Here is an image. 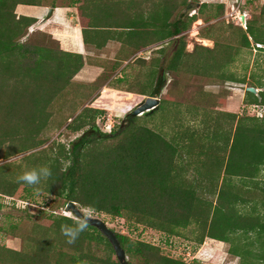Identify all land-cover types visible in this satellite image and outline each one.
I'll return each instance as SVG.
<instances>
[{"label":"trees","instance_id":"trees-1","mask_svg":"<svg viewBox=\"0 0 264 264\" xmlns=\"http://www.w3.org/2000/svg\"><path fill=\"white\" fill-rule=\"evenodd\" d=\"M199 2L72 0L69 7L77 8L87 50H101L111 41L120 44L112 67L117 70L126 62L116 86L127 92L159 96L167 74L182 71L264 88L260 78L229 71L243 51L264 52V2L258 15L247 18L246 27L225 19V3ZM18 4L48 6L44 0H0V196L15 198L20 187L19 198L27 202L40 192L51 194L64 205L73 201L82 209L185 236L197 244L207 237L227 242L240 264H264V183L259 179L264 169V89L256 95L245 88L243 113L209 106L188 110V117L198 123L187 126L181 103L160 98L153 111L128 114L119 128L102 132L96 121L103 110L87 106L77 113L75 98L98 89L74 83L86 63L84 53L63 49L52 34L51 45L23 41L38 19L18 15ZM199 18L206 23L200 37L214 45L196 44L187 51L185 33ZM72 40L79 49L78 35ZM166 41L177 46L171 58H153L144 70L146 60L136 55ZM129 68L136 69L133 76L126 72ZM163 103L171 104L179 118L177 125L170 123L174 127L169 134L157 129L152 117ZM251 106L263 114L247 111ZM53 126L92 132L86 130L66 144L50 141ZM40 167H48L51 175L39 184L18 179ZM3 205L0 202V208ZM48 218L49 225L33 221L27 230L17 223L2 226L20 237L24 247L0 244V264H120L97 227L88 223L69 244L61 228L75 226L80 219L56 212ZM113 230L129 264H187L164 254L159 245Z\"/></svg>","mask_w":264,"mask_h":264},{"label":"rangeland","instance_id":"rangeland-1","mask_svg":"<svg viewBox=\"0 0 264 264\" xmlns=\"http://www.w3.org/2000/svg\"><path fill=\"white\" fill-rule=\"evenodd\" d=\"M71 1L72 0H44V3L50 7H53L51 6L52 4L69 6ZM208 1L209 0H200L199 4ZM263 2L264 0H246L241 3V10L247 13L246 20L247 18L259 14ZM74 8V10H71V16H68L72 26H66L67 30L64 32L62 40V44L66 48L70 46L77 48V46L75 47L76 43L73 44L74 42L72 40H76V34L78 35V40L80 42L79 28L74 26L76 23L80 26L79 18L77 15V8ZM233 9L231 1H226L224 15L226 20H232L230 13L231 11H234ZM185 10L186 8L182 7V11ZM16 12L18 14L17 8ZM61 14L62 12L60 11L58 14L54 13L52 15V18L50 19H53L52 21L54 22H48L50 19L42 22L47 13L42 14L41 18H37L38 21L29 28L28 34L22 40L25 41L30 38V40L33 39L34 42L41 43L45 41L51 45L53 42H51L49 34L60 29L62 30L65 27L58 23L60 18H62ZM233 21L237 23L236 20L233 19ZM205 25L206 23L204 20L199 18L193 22L190 30L185 33L187 51H192L196 44H202L205 46L214 45L213 41L201 38L199 35L200 29ZM105 33H107V31H105ZM52 35L55 37L54 34ZM88 35L90 37L92 36V33L88 32ZM59 43L63 48L61 39L59 40ZM120 47L121 46L118 42L111 41L101 50L86 49L85 51L83 49V51H85L83 53L86 63L80 72L74 77V83L76 84L96 85L98 88L94 93L89 94L86 97L81 95L80 97L77 96L75 99L77 102L79 101L77 113L87 106L103 110V113L98 116L96 121L99 130L102 132H111L113 129L119 128V126L125 122L126 116L128 114H133L137 107L148 97L127 92L125 91L126 87L121 88V85L116 86V79L121 77L125 72V70L121 72L120 69L126 65L125 62L117 70H114L112 67L116 61V55ZM160 47L164 49V52L161 54L156 52ZM176 47L177 46L173 42L166 41L159 46H150L140 51L136 56H141L146 60V63L143 65L145 70L151 66L153 58L162 57L163 60L168 61L175 52ZM140 67L142 66L137 65L135 68L137 69ZM135 68H129L126 72L133 76L136 73ZM229 71L235 72L238 76L246 75V78L248 79L254 77L260 78L264 81V52H260L256 49H253L252 51H243L238 59L229 66ZM167 76V84L158 97L171 104L181 103V109L184 111L183 114L187 117L190 116L188 115L190 113L188 110L202 106L213 107L216 110L235 111L236 113H243L244 110L247 109L243 102L245 88L247 87L244 83H237L235 81L222 82L217 79L195 75L186 71H182L178 74H167ZM262 89L264 88H261V90ZM171 104L168 106L163 103L159 109L152 113L155 127L165 133L168 132V134L174 127H171V125H177L179 121V118L176 115V110H172L173 107H170ZM247 111L252 114L258 113L259 116L264 113H262L261 108L258 106H251ZM143 113L145 112H140L138 115H142ZM183 114L181 112V116ZM187 119L188 120L183 122L186 126L189 124L196 125V123H198L194 117H188ZM170 123L172 124L170 125ZM86 130L92 132L90 128H86L80 132L74 133L65 129V126L62 128L53 126L48 131V137L51 138L50 141L56 139L67 144L69 141L83 134V132H86ZM46 146L47 144L44 147ZM22 156L23 155L16 156L12 160L20 159ZM0 162L3 163L1 160ZM259 179L264 183V169L260 174ZM22 193V187H20L15 198L0 196V202L4 203L2 208H0V244L17 249L24 247L22 239L8 234L1 228L2 226L6 227L10 223H17L21 225L23 230H27L33 221L49 225L51 220L48 218V214L51 212L73 216L72 213L65 212L66 205L63 204L62 198L40 192L34 197V199L27 202L19 198ZM13 203L15 204V207H12ZM244 208H246V210L251 209L249 205H244ZM82 210L87 215L101 218L112 229L127 234L133 239L159 245L164 254L183 258L187 264H240V258L233 256L229 252L231 247L230 243L219 242L218 240L208 239L207 237L204 243L197 244L195 241H191L185 236L168 235L143 224H138L124 218L112 217L105 213H98L88 208H83Z\"/></svg>","mask_w":264,"mask_h":264},{"label":"water","instance_id":"water-1","mask_svg":"<svg viewBox=\"0 0 264 264\" xmlns=\"http://www.w3.org/2000/svg\"><path fill=\"white\" fill-rule=\"evenodd\" d=\"M54 14V7H50L47 11V15L42 20L46 21L50 18H52V15ZM242 20H246V16L242 15ZM246 90L251 91L252 93L259 95V91L261 90L258 87L255 86H248L246 87ZM160 104V97L158 96H148L143 103H141L137 109L133 112V115H138L140 112H151L154 109L157 108V106ZM65 212L72 213L73 216L77 219H82L83 217H87V221L89 224L97 227L102 234L108 238L110 243L113 246V249L115 250L116 257L120 264H129V261L127 259L126 251L122 247L121 242L119 238L117 237L114 230L108 226V224L98 217H92L90 215H87L84 213V211L77 205V203L73 201H69L66 204Z\"/></svg>","mask_w":264,"mask_h":264},{"label":"crops","instance_id":"crops-1","mask_svg":"<svg viewBox=\"0 0 264 264\" xmlns=\"http://www.w3.org/2000/svg\"><path fill=\"white\" fill-rule=\"evenodd\" d=\"M50 6H43V5H27V4H18L17 5V9H18V14H22V15H30V16H34L38 19L41 18V15L42 14H46L47 11H48V8ZM75 8L74 7H69V6H57V7H54V13L55 14H58L60 11L62 12L61 14V17L60 18V21L58 22L59 25H63L65 26L62 30H57V31H54L56 33H52L54 34L55 38H57L58 40L61 39V44H62V40H63V36H64V32L67 30V27H71L72 25L70 24V21L68 19V16L70 15L71 16V10H74ZM53 19H50L48 22H54L52 21ZM67 26V27H66ZM74 26L78 27L79 28V35H80V47L79 49L77 48H74L72 46L70 47H65L63 44V48L66 49V50H70V51H78V52H85L86 51V48L84 46V43H83V39H82V32H81V28L80 26L76 23ZM58 36H57V35ZM83 49L85 51H83ZM231 112H235V111H231ZM208 239H211V238H208ZM212 240H215V239H212ZM221 242V241H219ZM17 249V248H15Z\"/></svg>","mask_w":264,"mask_h":264},{"label":"clouds","instance_id":"clouds-1","mask_svg":"<svg viewBox=\"0 0 264 264\" xmlns=\"http://www.w3.org/2000/svg\"><path fill=\"white\" fill-rule=\"evenodd\" d=\"M51 175L48 167H40L24 172L18 179L25 182L27 185L39 184L42 179ZM88 227L87 217H83L75 223V226H62L61 231L67 237V243L72 244L75 242L81 232Z\"/></svg>","mask_w":264,"mask_h":264},{"label":"built area","instance_id":"built-area-1","mask_svg":"<svg viewBox=\"0 0 264 264\" xmlns=\"http://www.w3.org/2000/svg\"><path fill=\"white\" fill-rule=\"evenodd\" d=\"M210 1H212V2H219L220 1V2H223L225 4H226V1H228V2L231 1L232 7L234 8L233 9L234 11H231V13H230V16H231L232 20L234 19V20H236L237 23H239L242 26L246 27V20L245 21L242 20V15L246 16L247 13L243 12L241 10V8H240L241 3L243 1H246V0H209L208 2H210ZM257 45L261 46L260 44H257Z\"/></svg>","mask_w":264,"mask_h":264},{"label":"bare ground","instance_id":"bare-ground-1","mask_svg":"<svg viewBox=\"0 0 264 264\" xmlns=\"http://www.w3.org/2000/svg\"><path fill=\"white\" fill-rule=\"evenodd\" d=\"M198 23H199V21H198Z\"/></svg>","mask_w":264,"mask_h":264}]
</instances>
